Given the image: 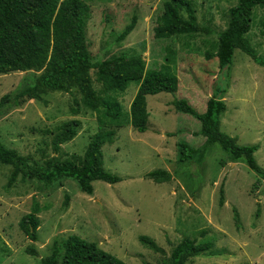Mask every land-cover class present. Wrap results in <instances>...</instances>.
<instances>
[{
    "label": "rangeland",
    "instance_id": "1",
    "mask_svg": "<svg viewBox=\"0 0 264 264\" xmlns=\"http://www.w3.org/2000/svg\"><path fill=\"white\" fill-rule=\"evenodd\" d=\"M79 1L90 10L85 39L95 60L140 55L147 70L174 74L177 90L146 97L149 117L144 133L129 123V105L138 83H129L123 93L115 95L126 121L112 143L102 146V163L103 169L120 181L114 185L92 182V196L82 193L72 179L47 186L39 180L18 178L6 188L11 167L0 164V264H39L50 254L54 242L72 235L95 243L126 264H163L183 237L212 244L210 250L186 264H264V181H258L242 161L229 162L218 146L207 153L202 166L193 162L181 168L176 165L178 142L197 148L204 139L197 134L200 123L176 112L172 102L184 99L202 114L206 101L216 96L226 107L220 117V131L236 138L241 146L256 145L254 158L264 170V67L239 50L234 51L228 70H220L215 58L204 59L207 50L214 52L211 45L226 28L229 9L237 0H188L196 23L210 33L174 40H157L153 35L165 0ZM132 17L136 18L135 28L117 43L118 34ZM57 34L59 28L53 26L49 57L41 71L0 75V98L19 89L26 76L38 75L54 63V49L61 41ZM247 39L264 58V7L254 9ZM90 73L93 88L99 91L101 87ZM41 98L45 104L24 100L17 108L0 114V144L39 164L50 158H82L97 130L96 115L81 106L75 87L69 92H46ZM71 109L78 114H72ZM71 120H79L80 128L75 138L54 154L51 133ZM157 169L170 172L171 181L155 184L145 179L148 172ZM256 181L259 185L252 188ZM65 195L69 197L67 207L62 204ZM34 205L40 210L36 214L39 225L37 239L31 242L19 229V221ZM233 209L239 217L238 226ZM140 236L154 240L164 254L143 247ZM28 246L34 248L35 255L26 254Z\"/></svg>",
    "mask_w": 264,
    "mask_h": 264
},
{
    "label": "trees",
    "instance_id": "2",
    "mask_svg": "<svg viewBox=\"0 0 264 264\" xmlns=\"http://www.w3.org/2000/svg\"><path fill=\"white\" fill-rule=\"evenodd\" d=\"M264 7V0H237L229 9L226 28L217 36L211 46L214 52L207 50L204 59L217 60L220 70L229 69L235 50L251 57L252 61L264 67V58H260L247 39L251 29L255 8ZM90 17L89 7L79 0H0V75L14 72L28 73L41 71L48 60L51 45V28H59L60 43L56 44L55 58L46 70L32 77L26 76V82L16 91L0 98V114L17 108L24 100L42 101L41 95L46 92H69L75 87L79 102L86 110L96 115L97 130L91 136L82 158L58 160L50 158L45 164H39L20 156L12 149L0 144V164L10 166L11 172L6 188H11L18 178L21 180H39L50 186L54 182L72 179L80 191L88 196L94 193L92 182L102 181L114 185L120 179L105 171L102 163V146L112 143L126 121L122 107L115 95L123 93L128 84L138 83L137 91L129 105V123L138 133L147 129L148 117L146 97L159 93H174L178 80L169 72L147 70L140 55L113 56L109 59L95 60L88 50L85 39V27ZM136 18L123 28L116 38L117 43L124 41L133 31ZM208 35L207 28H200L188 0H165L161 4V13L156 17L153 28L157 40H174L179 36L192 37L196 34ZM94 82L101 88H93ZM218 93V92H217ZM116 95V96H117ZM176 112L192 116L200 123L198 135L203 143L194 148L186 142L176 144V165L178 168L193 162L202 166L207 153L218 146L231 163L242 161L254 172L258 181H264V170L254 158L257 146H241L236 138L220 131V117L225 112V104L216 96L206 101L205 111L198 114L186 100L172 102ZM72 114L78 111L71 109ZM128 120V119H127ZM80 128L79 120L62 123L52 135L50 144L54 154L60 146L75 138ZM224 166V162H220ZM145 179L155 184L169 183L172 174L166 170H153ZM256 181L252 188H256ZM223 189H219V205H223ZM69 197L64 196L63 206L67 207ZM40 212L37 205L19 221V229L31 242L36 241V228ZM235 225L239 217L233 209ZM139 243L154 253L164 252L154 240L140 236ZM212 247L211 242L197 243L194 239L183 237L174 246L163 264H186L190 259L206 253ZM26 254L35 255L32 246L25 249ZM39 264H126L111 254L101 250L95 243H90L72 235L65 240L54 242L50 254L40 259Z\"/></svg>",
    "mask_w": 264,
    "mask_h": 264
}]
</instances>
